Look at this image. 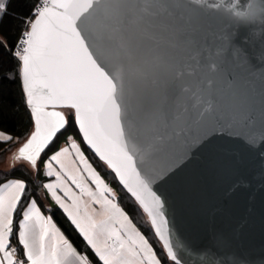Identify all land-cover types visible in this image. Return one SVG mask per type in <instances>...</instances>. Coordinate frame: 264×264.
Wrapping results in <instances>:
<instances>
[{
    "label": "snow or ice",
    "instance_id": "snow-or-ice-1",
    "mask_svg": "<svg viewBox=\"0 0 264 264\" xmlns=\"http://www.w3.org/2000/svg\"><path fill=\"white\" fill-rule=\"evenodd\" d=\"M5 9L0 0V19ZM22 29L11 55L33 129L13 158L35 168L68 124L58 109L70 110L162 242L161 256L73 140L48 158L44 188L95 264H189L153 186L213 138L256 152L264 176V0H36ZM25 190L22 179L0 184V264H93ZM198 264L249 262L207 250Z\"/></svg>",
    "mask_w": 264,
    "mask_h": 264
},
{
    "label": "water",
    "instance_id": "water-1",
    "mask_svg": "<svg viewBox=\"0 0 264 264\" xmlns=\"http://www.w3.org/2000/svg\"><path fill=\"white\" fill-rule=\"evenodd\" d=\"M153 187L165 200L173 241L190 253L189 264L207 250L229 261L264 262V176L257 153L242 142L213 138Z\"/></svg>",
    "mask_w": 264,
    "mask_h": 264
},
{
    "label": "trees",
    "instance_id": "trees-1",
    "mask_svg": "<svg viewBox=\"0 0 264 264\" xmlns=\"http://www.w3.org/2000/svg\"><path fill=\"white\" fill-rule=\"evenodd\" d=\"M35 2L36 0H8L2 19L0 20V38H4L7 42V48L0 47V130L11 135L10 140L0 141V164L6 159L4 155L14 148L17 143L24 141L33 127L30 109L26 105L22 84L18 75L19 61L11 55V52L14 51L15 44L23 30L22 19L27 18L31 5ZM68 134H75L80 138L82 147L95 168L110 184L117 188L119 192V196L117 197L118 203L149 239L157 254L162 256V243L155 236V230L151 227L147 214L144 213L138 202L123 189L118 179L115 178V174L83 142L82 135L79 133L78 126L74 122L73 115L70 119L68 118V124L65 129H62L57 134L53 142L41 154L37 172L25 164H19L7 171L0 170V184L9 179L24 180L26 184L25 197L27 200L35 198L40 207L51 214L58 226L76 247L80 251H87V254L95 262L97 258L94 257L90 249H87L85 242L74 226L71 225L67 215L58 207L48 208L44 200L45 178L40 175L41 163L58 148L63 137ZM12 243L17 247L18 243L15 237Z\"/></svg>",
    "mask_w": 264,
    "mask_h": 264
},
{
    "label": "rangeland",
    "instance_id": "rangeland-1",
    "mask_svg": "<svg viewBox=\"0 0 264 264\" xmlns=\"http://www.w3.org/2000/svg\"><path fill=\"white\" fill-rule=\"evenodd\" d=\"M58 110H60V111H64L65 112V115H66V117H68L69 119L71 118V116L73 115L72 113H71V111L70 110H68V109H66V108H61V109H58ZM74 116V115H73ZM32 129H33V127H32ZM32 129H31V131H32ZM6 136H8V137H11V135L9 134V133H7V132H5V131H3V130H1ZM26 140V139H25ZM24 140V141H25ZM75 141L78 145H80V148H81V151L84 153V155H85V157L87 158V160H88V162L92 165V167L93 168H95V166L93 165V163L91 162V160L89 159V157L86 155V153H85V150H84V148L82 147V143H81V140H80V138L77 136V135H75V134H68V135H66L65 137H63V140H62V142H61V144L58 146V148L56 149V150H54L51 154H50V156L55 152V151H59V149L61 148V147H68L69 149H70V151H71V142L72 141ZM24 141H22V142H19V143H17L16 144V146L14 147V148H12L7 154H5L4 156H6V158L8 157V156H10L11 155V157H8L7 158V160L5 161V163L3 164V165H0V169H4V167L5 168H7V169H9L10 167H12L13 166V164H15V166H17V165H19V164H23V160H20V161H17V160H15L13 157H14V155L17 153V150H18V148L21 146V144L24 142ZM15 151V152H14ZM49 156V157H50ZM49 157H47L46 159H44L43 161H42V169H41V176L42 177H47L46 179H45V182H46V184L47 183H49V182H53L54 180H55V176H52V177H49V176H47V168L45 167V163L47 162V160H48V158ZM38 160H40V158L38 159ZM3 163V162H2ZM3 166V167H2ZM2 167V168H1ZM54 167H57V166H55L54 165ZM69 167L71 168V164H69ZM96 169V168H95ZM57 170H59L58 168H57ZM96 171L100 174V172L96 169ZM84 176H85V179H87V174L85 173L84 174ZM100 176H101V178L105 181V183L113 190V193H114V195H115V201L117 202V197H118V195H119V192L117 191V189H116V187L115 186H113L112 184H110V183H108L105 179H104V177L100 174ZM94 187V186H93ZM72 188H75L74 186H72ZM77 189H76V191H74V192H76L77 193ZM49 193V192H48ZM62 193V192H61ZM63 194V193H62ZM49 198H50V201L52 202V203H56L55 202V200L51 197V194L49 193ZM111 198V197H110Z\"/></svg>",
    "mask_w": 264,
    "mask_h": 264
},
{
    "label": "crops",
    "instance_id": "crops-1",
    "mask_svg": "<svg viewBox=\"0 0 264 264\" xmlns=\"http://www.w3.org/2000/svg\"><path fill=\"white\" fill-rule=\"evenodd\" d=\"M7 1L8 0H6V3H7ZM1 20V19H0ZM0 133H3L1 130H0ZM4 134V133H3ZM1 141V140H0ZM18 151V150H17ZM15 152V151H14ZM42 154V153H41ZM8 157H11V155L10 156H8ZM7 157V158H8ZM7 158H6V160H7ZM5 160V161H6ZM5 161L3 162V163H1L0 165H3L4 163H5ZM38 163H39V160L37 161V166L35 167V168H32L31 166H30V164L27 162V161H23V164H25V165H27L29 168H31L33 171H35V172H37V169H38ZM15 166V164H13V166L12 167H10L9 169H7V168H5L4 167V169H0V170H5V171H7V170H10V169H12L13 167ZM3 167V166H2ZM1 167V168H2ZM41 169H42V165H41ZM41 169H40V175H41ZM42 177V176H41ZM43 178H47V177H43ZM105 179V178H104ZM9 180H13V179H9ZM106 180V179H105ZM8 181V180H7ZM7 181H5L4 183H6ZM107 181V180H106ZM108 182V181H107ZM4 183H2V184H4ZM109 183V182H108ZM46 184V182H45V180H44V185ZM117 189V188H116ZM72 190H73V192L74 191H76V189L75 188H72ZM118 191V190H117ZM58 194H60L61 196H63V194L61 193V192H58ZM77 194H78V191H77ZM119 196V195H118ZM32 199H35V198H32ZM31 199V200H32ZM86 199V198H85ZM36 200V199H35ZM44 200H45V203H46V205H47V207L48 208H51V207H58V208H60L59 207V205L58 204H56V203H52L51 201H50V198H49V193H48V190L46 189V188H44ZM37 201V200H36ZM69 203H70V201H69ZM117 203H118V201H117ZM119 204V203H118ZM120 205V204H119ZM37 206L38 207H40V205H39V203H38V201H37ZM93 207H96L95 205H93ZM120 207L122 208V206L120 205ZM40 209H41V212L45 215V216H51V214L49 213V212H47L46 210H43L41 207H40ZM61 209V208H60ZM123 209V208H122ZM62 211H63V209H61ZM124 210V209H123ZM125 211V210H124ZM126 212V211H125ZM52 217V216H51ZM130 217V216H129ZM132 220V219H131ZM52 221H53V223L56 225V227L57 228H59L60 229V231L61 232H63L62 231V229L58 226V224L56 223V221L53 219V217H52ZM133 222V221H132ZM134 223V222H133ZM135 224V223H134ZM138 228V227H137ZM141 232H142V230L140 229V228H138ZM64 233V232H63ZM143 233V232H142ZM144 234V233H143ZM64 235L69 239V237L64 233ZM145 235V234H144ZM70 240V239H69ZM71 241V240H70ZM72 242V241H71ZM73 243V242H72ZM13 244V243H12ZM17 244V243H16ZM73 245L76 247V245L73 243ZM16 247V246H15ZM17 247H18V257L19 258H23V256H22V248L17 244ZM77 248V247H76ZM77 250L78 251H80L78 248H77ZM81 252H84V251H81ZM89 258H90V256H89ZM91 259V258H90ZM93 264H95V262L93 261Z\"/></svg>",
    "mask_w": 264,
    "mask_h": 264
},
{
    "label": "built area",
    "instance_id": "built-area-1",
    "mask_svg": "<svg viewBox=\"0 0 264 264\" xmlns=\"http://www.w3.org/2000/svg\"><path fill=\"white\" fill-rule=\"evenodd\" d=\"M14 51H15V49H14ZM14 246V245H13ZM19 258V257H18Z\"/></svg>",
    "mask_w": 264,
    "mask_h": 264
}]
</instances>
